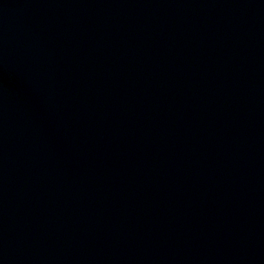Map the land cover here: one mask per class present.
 <instances>
[{
  "label": "water",
  "instance_id": "1",
  "mask_svg": "<svg viewBox=\"0 0 264 264\" xmlns=\"http://www.w3.org/2000/svg\"><path fill=\"white\" fill-rule=\"evenodd\" d=\"M0 264H264V0H0Z\"/></svg>",
  "mask_w": 264,
  "mask_h": 264
}]
</instances>
